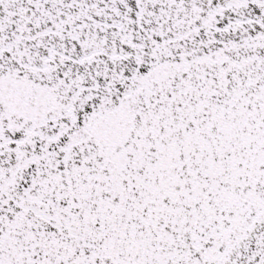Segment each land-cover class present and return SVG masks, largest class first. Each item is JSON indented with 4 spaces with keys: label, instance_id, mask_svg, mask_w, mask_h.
Returning <instances> with one entry per match:
<instances>
[{
    "label": "snow or ice",
    "instance_id": "6c2138e0",
    "mask_svg": "<svg viewBox=\"0 0 264 264\" xmlns=\"http://www.w3.org/2000/svg\"><path fill=\"white\" fill-rule=\"evenodd\" d=\"M0 264H264V0H0Z\"/></svg>",
    "mask_w": 264,
    "mask_h": 264
}]
</instances>
